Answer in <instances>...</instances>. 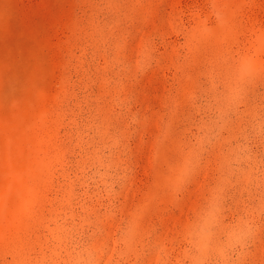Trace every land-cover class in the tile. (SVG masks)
<instances>
[{"label": "rangeland", "instance_id": "374dc122", "mask_svg": "<svg viewBox=\"0 0 264 264\" xmlns=\"http://www.w3.org/2000/svg\"><path fill=\"white\" fill-rule=\"evenodd\" d=\"M206 7L202 0H0V264L53 249L79 250L85 242L100 250L105 264L119 259L115 241L109 246L114 228L96 219L113 204L104 198L110 182L127 177L119 200L130 202L144 190L152 161L142 148L132 173L125 167L127 143L112 147L93 132L99 120L119 119L126 107L137 116V109L158 110L143 131L147 145L165 97L178 86L170 66L183 57L190 30H203L206 54L223 47L221 19L196 15ZM252 12L260 14L258 7ZM144 39L159 63L143 81L134 80L128 66ZM26 85L39 92L38 101ZM171 100L177 131L185 108L173 109ZM61 142L72 153L71 171L56 158ZM85 145L95 156L82 150ZM56 176L80 189L68 191L61 205L48 195Z\"/></svg>", "mask_w": 264, "mask_h": 264}, {"label": "clouds", "instance_id": "9594fccd", "mask_svg": "<svg viewBox=\"0 0 264 264\" xmlns=\"http://www.w3.org/2000/svg\"><path fill=\"white\" fill-rule=\"evenodd\" d=\"M202 4L211 7L198 9L196 15L203 11L222 21L223 47L206 54L203 30L194 27L179 63L215 72L219 86L213 92L192 93L176 76L178 86L165 97V111L152 136L160 157L168 151L170 158L152 161L139 196L113 203L103 216L102 224L110 222L114 228L108 239L115 241L113 252L119 259L112 264H264V0ZM257 7L259 15L252 12ZM151 53L150 40H142L134 59L141 75L148 71ZM25 90L39 100L34 86ZM169 97L185 108L177 131ZM189 97L193 106L185 103ZM150 151L147 144L145 158ZM100 253L85 242L79 250L53 249L30 260L105 264Z\"/></svg>", "mask_w": 264, "mask_h": 264}, {"label": "snow or ice", "instance_id": "6c2138e0", "mask_svg": "<svg viewBox=\"0 0 264 264\" xmlns=\"http://www.w3.org/2000/svg\"><path fill=\"white\" fill-rule=\"evenodd\" d=\"M159 63L158 58H151L148 71L141 75L138 67L135 63L130 62L128 71L132 74L133 79H140L143 81L148 74H150ZM173 68V74L179 75L183 78L185 83L190 87V91L195 93L196 91L213 92L219 86V78L215 72H209L206 69L200 68L199 70L195 65H189L186 63H179L177 65H171ZM264 81V74L261 77ZM100 86L103 87L106 81L101 80ZM173 109L176 107V102L171 100ZM189 106H193L191 97L185 101ZM261 103L264 104V90L261 92ZM128 107H131L130 105ZM139 115L136 113L129 114L127 107L125 111L120 114V118L116 120H109L107 118L98 121L93 135L98 136L112 147H118L122 142H126L128 145V152L125 154L124 159L126 161L125 167L130 172L135 173L137 171L136 153L141 151L145 147V141L143 140V131L151 125L156 118L157 111L151 109H144L143 111L137 109ZM59 131V130H58ZM262 135H264V121H262L261 127ZM63 135V133H60ZM137 137H140L137 141ZM147 144L151 145V151L149 156L151 161H156L160 158L158 151L157 141L151 138ZM92 152V149H89ZM93 156L95 153L92 152ZM56 158L65 168L71 171L73 166V156L71 151L66 147L65 142L58 143L56 145ZM127 177H121L119 180H113L110 182V186L107 188L106 196L107 200H111L113 203H120L119 197L121 196V185L125 182ZM71 191L74 195L79 194L80 189L75 182L71 185L68 184V178L63 180L59 179V176L50 178V191L48 193L49 198L53 204L61 205L66 202V194ZM126 195V194H125ZM98 225L102 224V219L97 221ZM101 234H103V228H101ZM10 243V242H9ZM109 246L111 242L109 241ZM18 264H31L30 259H24L18 262ZM116 264H122L121 261H117Z\"/></svg>", "mask_w": 264, "mask_h": 264}]
</instances>
